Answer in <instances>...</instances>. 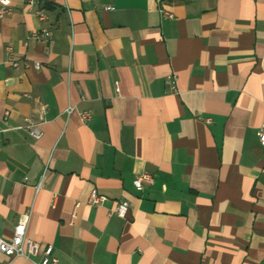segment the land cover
Wrapping results in <instances>:
<instances>
[{"label":"crops","instance_id":"obj_1","mask_svg":"<svg viewBox=\"0 0 264 264\" xmlns=\"http://www.w3.org/2000/svg\"><path fill=\"white\" fill-rule=\"evenodd\" d=\"M36 1L0 19V238L23 216L58 264H264V0Z\"/></svg>","mask_w":264,"mask_h":264},{"label":"built area","instance_id":"obj_2","mask_svg":"<svg viewBox=\"0 0 264 264\" xmlns=\"http://www.w3.org/2000/svg\"><path fill=\"white\" fill-rule=\"evenodd\" d=\"M36 0H28V6L31 7L36 4ZM14 12V6L11 0H0V19H3ZM36 15L39 19H43L44 15L41 11H36ZM164 16L172 18L169 13H163ZM31 37L42 42L48 43L52 38V32L43 29L39 32L31 34ZM13 67H17L18 63L13 62ZM27 66V65H26ZM35 69H39L40 65L35 64ZM168 83L173 84L174 78L172 76L167 77ZM27 96V95H24ZM40 111H45V105L40 104ZM73 111L72 107H68L65 112L70 114ZM82 121L86 122L90 119V113L88 111H83L80 113ZM40 124L34 123L30 118L25 119V125L22 127L31 137L38 140L42 136L40 130ZM256 137L259 144L264 147V124H262L256 131ZM152 176L149 173H140L133 180V186L137 190H141L144 184L151 183ZM107 201V198L103 195L98 194L95 190L91 191L88 196L87 203L91 207H99ZM129 203L127 201H118L112 212L118 217L124 218L128 211ZM26 227L27 219L25 217H20L18 223L14 229L13 236L10 240H4L0 238V255H5L11 258L22 257L28 259L30 256H35L40 253V260L38 262H33V264H58V259L53 255L52 246H46L43 250H39V246L34 241L26 237Z\"/></svg>","mask_w":264,"mask_h":264}]
</instances>
